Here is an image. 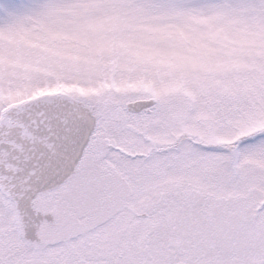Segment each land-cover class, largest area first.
I'll return each instance as SVG.
<instances>
[{
	"label": "snow or ice",
	"instance_id": "6c2138e0",
	"mask_svg": "<svg viewBox=\"0 0 264 264\" xmlns=\"http://www.w3.org/2000/svg\"><path fill=\"white\" fill-rule=\"evenodd\" d=\"M0 264H264V0H0Z\"/></svg>",
	"mask_w": 264,
	"mask_h": 264
}]
</instances>
